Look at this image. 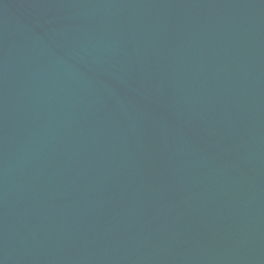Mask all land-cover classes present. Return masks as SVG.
<instances>
[{"label":"water","instance_id":"obj_1","mask_svg":"<svg viewBox=\"0 0 264 264\" xmlns=\"http://www.w3.org/2000/svg\"><path fill=\"white\" fill-rule=\"evenodd\" d=\"M0 264H264V0H0Z\"/></svg>","mask_w":264,"mask_h":264}]
</instances>
